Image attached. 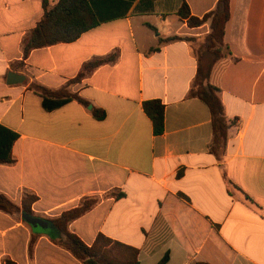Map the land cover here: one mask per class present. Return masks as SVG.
Wrapping results in <instances>:
<instances>
[{"label": "crops", "instance_id": "0c3cea01", "mask_svg": "<svg viewBox=\"0 0 264 264\" xmlns=\"http://www.w3.org/2000/svg\"><path fill=\"white\" fill-rule=\"evenodd\" d=\"M59 1L0 0V125L17 135L13 163L0 164V192L17 204L35 195L32 211L44 219L100 198L70 230L87 245L103 234L133 246L139 264L166 254V264H264V0H231L228 55L210 74L234 122L223 161L208 148V106L189 95L214 55L210 21L191 27L178 13L187 4L201 19L218 0H87L96 27L24 59L26 34ZM114 51L115 63L70 84L86 62ZM10 73L26 79L9 83ZM33 83L67 87L88 104L48 110ZM154 100L165 108L162 135L144 112ZM59 237L0 211V264H82L52 241Z\"/></svg>", "mask_w": 264, "mask_h": 264}, {"label": "trees", "instance_id": "16d2710c", "mask_svg": "<svg viewBox=\"0 0 264 264\" xmlns=\"http://www.w3.org/2000/svg\"><path fill=\"white\" fill-rule=\"evenodd\" d=\"M230 2L231 0H218L216 8L201 19L191 16L187 4H184L178 12L180 17L187 20L191 27L201 26L210 21L211 31L206 40L208 48L213 49L214 55L211 61L209 58L205 59V62L199 66L198 74L189 95L201 99L210 110L213 135L208 148L218 161L224 159L228 131L234 122L226 116L220 96L221 90L210 82V74L213 64L228 55L223 52L222 48L225 49L226 47L224 35L226 24L230 19ZM148 7L149 9L144 10V12L152 9V5H148ZM99 23V19L87 0H60L55 7L46 10L43 19L26 34L22 42L23 57L26 59L34 49L58 43L73 42ZM173 39L176 38H171V40ZM118 57V51H114L106 56L89 60L82 66L79 74L70 84L86 79L103 65L115 63ZM31 87L42 96L44 107L48 110L73 99L88 104L83 99L70 93L67 87L57 91H51L36 83H33ZM144 112L152 122L154 134L162 135L164 133V105L158 100L146 102ZM93 114L98 119L105 116V112L99 109H94ZM16 138V134L0 125V164L13 163L11 149ZM112 196L119 200L124 197V194L113 192ZM36 200L35 195L26 194L21 205H19L0 192V211L11 215L25 213L35 216L32 205ZM99 202L100 198H83L79 205L73 209L63 212L58 217L46 218L60 233V237L52 241L68 250L82 264H139V250L133 246L113 240L103 234H99L92 245H87L70 230L73 221L88 213ZM27 225L31 227L29 224ZM35 242L36 237L33 236L30 242V256H32ZM168 260L169 255L166 254L158 264H166ZM5 264L14 263L7 261Z\"/></svg>", "mask_w": 264, "mask_h": 264}, {"label": "water", "instance_id": "95a60500", "mask_svg": "<svg viewBox=\"0 0 264 264\" xmlns=\"http://www.w3.org/2000/svg\"><path fill=\"white\" fill-rule=\"evenodd\" d=\"M25 79L26 78L24 75H18L15 73L9 74V83L23 82ZM22 218L27 224H29L33 228L40 227L41 229H47L50 226L49 221L44 218L28 215L25 213L22 214Z\"/></svg>", "mask_w": 264, "mask_h": 264}, {"label": "rangeland", "instance_id": "374dc122", "mask_svg": "<svg viewBox=\"0 0 264 264\" xmlns=\"http://www.w3.org/2000/svg\"><path fill=\"white\" fill-rule=\"evenodd\" d=\"M21 203H22V201H21ZM21 203L19 205H21ZM16 215H19L20 216L21 214H16ZM55 228L56 227L53 224H50L49 229L54 230ZM38 229L40 230L41 228L38 227Z\"/></svg>", "mask_w": 264, "mask_h": 264}]
</instances>
